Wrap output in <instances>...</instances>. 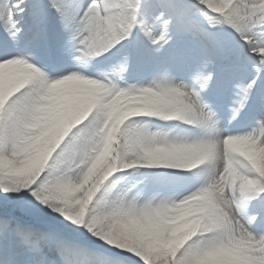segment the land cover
<instances>
[{"label":"snow or ice","instance_id":"1","mask_svg":"<svg viewBox=\"0 0 264 264\" xmlns=\"http://www.w3.org/2000/svg\"><path fill=\"white\" fill-rule=\"evenodd\" d=\"M0 264H264V0H0Z\"/></svg>","mask_w":264,"mask_h":264}]
</instances>
